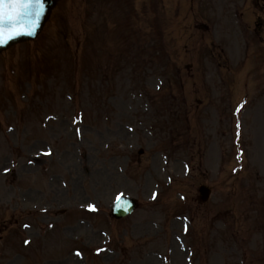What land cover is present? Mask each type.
Wrapping results in <instances>:
<instances>
[{"label":"rangeland","instance_id":"1","mask_svg":"<svg viewBox=\"0 0 264 264\" xmlns=\"http://www.w3.org/2000/svg\"><path fill=\"white\" fill-rule=\"evenodd\" d=\"M263 198L264 0H58L0 53V264H264Z\"/></svg>","mask_w":264,"mask_h":264},{"label":"snow or ice","instance_id":"2","mask_svg":"<svg viewBox=\"0 0 264 264\" xmlns=\"http://www.w3.org/2000/svg\"><path fill=\"white\" fill-rule=\"evenodd\" d=\"M43 9L44 0H0V44L17 35H31Z\"/></svg>","mask_w":264,"mask_h":264},{"label":"water","instance_id":"3","mask_svg":"<svg viewBox=\"0 0 264 264\" xmlns=\"http://www.w3.org/2000/svg\"><path fill=\"white\" fill-rule=\"evenodd\" d=\"M56 0H44V9H43V13L38 21V24H37V27L33 30V33L31 35H28V34H22V35H17L15 36L13 39L11 40H8L7 43L5 44H0V50L3 49V48H6L9 44H12L16 41H20V40H23V39H27V38H32V37H35L39 32V30L41 29L44 21L46 20V18L48 17L49 15V11H51V8L52 6L54 5ZM23 28V26H21ZM203 194H204V198L207 197L208 193L203 191ZM130 205V203L128 202V204H125V208H128ZM133 208H131L130 210L128 211H125V212H122L123 211V208L121 206H119V204L116 206V209L114 214L117 215V216H120L125 214V213H128L130 211H132ZM125 210V209H124Z\"/></svg>","mask_w":264,"mask_h":264}]
</instances>
